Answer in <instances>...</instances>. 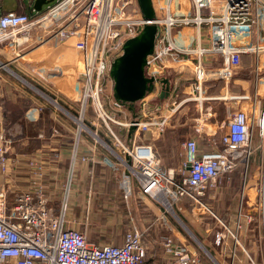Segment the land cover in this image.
<instances>
[{"label": "built area", "instance_id": "1", "mask_svg": "<svg viewBox=\"0 0 264 264\" xmlns=\"http://www.w3.org/2000/svg\"><path fill=\"white\" fill-rule=\"evenodd\" d=\"M192 2L195 15L179 18L171 13V0L166 6L151 0L159 30L146 72L155 83L151 94L133 109L116 103L110 70L125 43L147 23L139 0H54L41 12L32 3L31 13H0V264L144 263L148 235L164 223L162 217L145 229L126 231L121 246L92 244L71 218L76 173L81 164H97L95 147L116 165L118 188L127 206L134 198L146 197L163 206V216L172 212L178 219L175 207L187 201L202 205L225 178L240 173L245 185L257 160L255 214L264 242V0ZM177 25L197 29L199 40L193 50L175 45L171 30ZM184 65L192 72L175 77L171 89L163 93L158 79L166 76L167 68ZM7 78L29 87L33 79L41 82L50 92V105L78 124L65 169L64 195L57 206H52L46 191V167L38 156L26 158L32 189L11 200L9 175L17 171L20 157L6 126ZM64 101L70 109L64 108ZM190 105L196 113L184 118V126L190 124L191 129L180 136L183 111ZM221 105L225 112L218 122L212 119L218 112L208 111H219ZM56 125L51 126L53 131L60 126ZM171 129L182 142V160L166 172L155 142ZM86 136L94 142L95 150L89 154H83ZM201 140L207 145L203 150ZM243 214L240 210L236 231L228 224L232 219L219 221L210 230L221 243L233 238L231 264L237 251L246 252L247 239L239 229ZM160 238L166 264H219L206 249L203 257L180 245L168 230ZM249 263L262 261L250 258Z\"/></svg>", "mask_w": 264, "mask_h": 264}, {"label": "crops", "instance_id": "2", "mask_svg": "<svg viewBox=\"0 0 264 264\" xmlns=\"http://www.w3.org/2000/svg\"><path fill=\"white\" fill-rule=\"evenodd\" d=\"M34 2L24 3L20 0V6L14 7L15 9L11 10H3L2 12L6 11H15L21 9L23 13H31L32 8L31 4ZM32 5V6H33ZM172 13V12H171ZM173 15V14H172ZM175 17H179L176 15H173ZM182 17V16H181ZM14 71L17 70V68L13 69ZM34 80V79H33ZM33 80H31L33 82ZM6 100L4 102V109L6 115V126L8 131L10 132L13 142H15V152L16 148L20 146V149L22 148L23 155L21 154L19 157L20 163L18 165L17 171L11 173L9 176L10 182L12 184L11 188V200L13 201L14 196L19 192L24 191H30L32 189V182L31 176L29 174L28 165L26 162V158L29 157H35L38 156V158L41 160L43 165L46 167L45 172V178L43 180V183L45 185L46 191L48 192L51 204L52 206H57L59 202L62 200L64 192H63V185L65 183V180L67 178L65 171V166L69 165V155H70V149L72 145V133L74 125L72 121L65 116L64 112L57 110L56 108H53L50 106V112L48 114H43L42 111V104H39V110H34L33 112L27 113L26 109L23 108L25 96L23 94V90L28 89L26 88L22 83L14 80L12 78L6 79ZM31 93V94H30ZM29 95H33V92H29ZM52 96L57 97L52 94ZM53 97V98H54ZM39 98V103H44L45 99L41 96ZM56 99V98H55ZM64 105V102H63ZM45 120H48L49 122H52L53 125H56V123L60 129L62 127L64 130H67L69 128V136L66 137L63 141L60 142L61 146L59 147V152L49 155L47 153H42V149L46 148V146H49L48 143H42L39 150H35V143L38 142L37 140H34L33 142H29V132L28 126L31 125V129L35 131L36 129H39L40 134H42L43 130L42 128L46 127ZM27 121H31V124ZM51 124V125H52ZM67 132V131H66ZM40 136V135H39ZM38 136V137H39ZM34 139V138H32ZM85 143L83 147V154H89L95 148L97 149L96 157H97V164L96 165H80L79 169L77 171V176L75 179V183L73 185L72 189V195L70 198V208H71V218L74 219L78 225L80 230H82L84 233L87 234V240L90 241V233H91V223L90 219L91 217H95L97 215H94L93 213L95 210H97L98 207L101 206H110L112 208V212L109 211L107 214V220L109 222H117L121 220H131L128 222V228L126 231L130 229H145L149 227L151 224H153L154 220H156L158 217H162L164 220V223H158L154 226V229L149 233L148 240L151 247L152 245V239L157 238V236L165 233V230H168V233L174 236V238L178 241V243L182 246L189 247L190 251L198 254L196 248L193 246V244L190 242L189 239L183 236L181 231H179L178 226H176L170 219L165 215L163 216L164 208L156 201H151L150 199L146 197H137L134 198L131 202V206H127V204L122 200L121 191L118 188V182H113L112 177V171L115 173V176L117 177V172L115 169H117L114 162L104 154V152L101 150L100 147L93 146V140L86 137ZM29 143H33V145L30 146ZM40 144V143H39ZM31 147L33 149H31ZM51 151L49 148L48 151ZM60 153V154H59ZM16 156V157H18ZM91 170H93L92 174L89 173ZM233 178V177H232ZM232 178H225L222 185H220V190L218 192H209L207 196L205 197L206 200L210 199L211 201L221 202L223 199V191L226 189L225 186L230 185L233 182ZM255 184V183H254ZM254 184L251 186L250 189V196L252 194V188ZM91 191L92 198L89 199V193ZM121 203H125L126 207L121 206ZM98 206V207H97ZM121 206L120 211L115 208ZM248 209H245L246 211L243 214V220L244 226H243V235L246 237V244L245 249L249 261L250 258L254 262H261L264 264V242L262 243L260 237H259V225L258 220L256 218V204L255 206L248 205ZM132 215V216H131ZM134 216V217H133ZM136 221V222H135ZM139 223V225H137ZM137 227V228H136ZM212 227H205V228H197L195 225L192 229V232L195 234L197 238H200L201 244H203L205 249L211 254L216 255L218 259L221 262L225 263H231L232 261V246L233 243H230V240L227 242H219L216 240L210 233ZM92 234V233H91ZM125 234V233H124ZM123 234V236H124ZM123 236H121L120 240H117L118 242L113 241H107L104 240L105 236L102 237V240H104V243H113L115 245L121 246L123 243ZM92 244L97 245H103V242H97V241H90ZM230 243V244H229ZM151 248L149 249V251ZM245 257V256H244ZM238 258V257H237ZM164 260V259H163ZM238 259L235 260V264L237 263ZM246 260V262H249ZM157 262L153 263L151 261H144L143 264H156ZM163 264H166L165 260Z\"/></svg>", "mask_w": 264, "mask_h": 264}, {"label": "rangeland", "instance_id": "3", "mask_svg": "<svg viewBox=\"0 0 264 264\" xmlns=\"http://www.w3.org/2000/svg\"><path fill=\"white\" fill-rule=\"evenodd\" d=\"M162 5H167L169 0H160ZM24 3H29V0H24ZM20 6V0H0V13L3 10H11L15 9L14 7ZM19 12H22L21 9L18 10ZM171 12L173 15L179 16H193L195 15V6L192 2V0H171ZM171 38H173V41L175 45L181 49V50H193L199 40L198 37V31L195 27L193 26H180L177 25L173 27L171 30ZM16 80V79H15ZM14 81V78H13ZM41 83V82H39ZM46 83V82H45ZM49 85V83H46ZM50 86V85H49ZM247 88V87H246ZM238 92V90H236ZM73 107V104L71 105ZM234 107V105H233ZM75 108V107H73ZM218 112L217 116L213 117L212 119H217L216 121H222L221 119L224 116V106L221 105L218 110L211 109L208 112H211V114H215V112ZM207 112V113H208ZM196 113V108L194 105H190L185 107L183 111V122L179 126V133L180 136L186 135V133L189 131V128L191 129V125L188 124L184 126V123H186V120L184 119L186 116L191 117ZM75 114V113H74ZM76 115V114H75ZM79 117L78 115H76ZM89 118V117H88ZM189 119V118H188ZM28 125L29 123L31 124V121H27ZM73 125L75 128H73V133L72 136L73 138L75 137V133L78 128V124H76L73 120ZM102 127V128H101ZM99 129L100 131L106 130L105 126H101ZM43 132L42 135L43 137L40 138L38 137L40 135L39 129H36L33 131L31 129V125L28 126V140L29 142H33L34 140H37L38 142H33L35 143V150H39L42 143H48L50 144L49 146H46V148L42 149V153H47L49 155H52V153H58L59 152V147L61 146L60 142L63 141L66 137L68 138V132L69 128L67 130L57 128L56 131H53V129H48V127L42 128ZM67 131V132H65ZM104 132H99V134L104 135ZM178 132L176 129H171L167 134H165L163 137H161L158 141L155 142V149L160 156L162 165L165 168L166 172L169 171L170 169H175L177 166L180 164L182 160V155H181V140L177 137ZM89 137V136H86ZM34 138V139H32ZM61 140V141H60ZM41 141V142H40ZM33 143H29L30 146L33 145ZM40 143V144H39ZM19 144V143H18ZM16 144L15 146H17ZM201 144V149L203 150L207 145L205 140L200 141ZM54 149L53 152H49L48 149ZM31 149H33L31 147ZM23 149H20V146L16 148V156H20L21 154L23 155L22 151ZM21 157V156H20ZM67 166H65L66 169ZM260 163L256 160L250 166V176L248 178L247 183L244 185V178L240 173H237L236 175L233 176V182L230 185L225 186L226 189H224V193L222 196L221 202L216 201H211L210 199L206 198L204 199V203L202 205L199 204H193L191 202H186L183 204V206L180 207H175L174 210L176 214L179 216V219L176 218L172 212L171 214L167 215V217L172 221L176 226H178L179 231L183 234L184 237L190 240V242L193 244V246L196 248L198 255H201L205 257L204 255L205 252V247L202 242L200 241V238H197L195 234L192 232V229L194 225L197 228H209L213 227L218 224L219 221H229L232 219L233 222L228 223L231 228H235L234 231H236L238 227V215L240 210H242V213H244L248 209V205L255 206L256 203V198H257V193H258V181L260 177ZM66 171V170H65ZM119 171L118 173H120ZM112 180L113 182H118V178L115 176V173H113ZM255 183V184H254ZM253 186L252 194L250 196V189L251 186ZM204 205V206H203ZM243 205V206H242ZM121 206L126 207L125 203H121ZM121 206L115 207L119 211L121 209ZM98 207V206H97ZM112 208L110 206H101L98 207L97 210L93 213L94 215H97L95 217H91L90 223H91V233H90V241H97V242H105L104 240L107 241H113L118 242L117 240L121 239V236L126 232L130 226H128V222L131 220H121L117 222H109L107 218V214L109 211L112 212ZM180 208V209H179ZM127 209V207H126ZM128 211V209H127ZM180 215L183 216L185 221L187 222L186 224L180 219ZM132 216V215H131ZM134 217V216H133ZM241 218V224L239 229L242 230L243 232V226H244V221ZM136 222V221H135ZM139 225V223L137 224ZM137 228V227H136ZM105 237L104 240H102V237ZM152 245H151V250L148 252V258L146 259L147 261H151L153 263L157 262L156 264H163V256H162V239L160 238V235L157 236V238L152 239ZM230 243L232 242L233 238L229 236ZM201 242V243H200ZM229 243V244H230ZM238 254V261L236 264H250L249 262V257L248 255L243 251L241 248L239 251H237ZM245 256V257H244ZM214 258L219 264H231V263H223L221 262L216 255H214Z\"/></svg>", "mask_w": 264, "mask_h": 264}, {"label": "water", "instance_id": "4", "mask_svg": "<svg viewBox=\"0 0 264 264\" xmlns=\"http://www.w3.org/2000/svg\"><path fill=\"white\" fill-rule=\"evenodd\" d=\"M52 2L54 0H35L33 8L41 12L44 6ZM139 5L147 23L141 33L125 43L123 54L116 59L110 70L116 103L131 109L151 94L155 83L153 78L148 77L146 68L147 59L153 53L157 42V16L151 0H139ZM166 72V76L158 79L163 93H168L175 77L192 71L184 65L167 68Z\"/></svg>", "mask_w": 264, "mask_h": 264}, {"label": "flooded vegetation", "instance_id": "5", "mask_svg": "<svg viewBox=\"0 0 264 264\" xmlns=\"http://www.w3.org/2000/svg\"><path fill=\"white\" fill-rule=\"evenodd\" d=\"M25 86V85H24ZM28 89L23 90V94L25 96V99H21L24 100V105L23 108L26 109L27 113L33 112L34 110H39V104H42V111L43 114H48L50 112V102H49V96H50V92L47 90V88L45 87L44 84L39 83V81L37 80H33L32 82V87L29 86H25ZM29 92H33V95H29ZM31 94V93H30ZM39 96L43 97L45 99L44 103H39ZM64 108L66 110L70 109L69 107V103L68 101L65 102L64 101ZM7 115V114H6ZM52 122H49L48 120H45V125L46 127H48V129H51V125Z\"/></svg>", "mask_w": 264, "mask_h": 264}, {"label": "trees", "instance_id": "6", "mask_svg": "<svg viewBox=\"0 0 264 264\" xmlns=\"http://www.w3.org/2000/svg\"><path fill=\"white\" fill-rule=\"evenodd\" d=\"M73 111H74V109H73ZM74 113L76 114V111H74ZM179 217V216H178ZM180 219L186 224L187 222L185 221V219L183 218V216L182 215H180Z\"/></svg>", "mask_w": 264, "mask_h": 264}]
</instances>
